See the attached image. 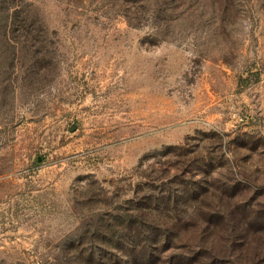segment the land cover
Returning a JSON list of instances; mask_svg holds the SVG:
<instances>
[{"label": "rangeland", "instance_id": "rangeland-1", "mask_svg": "<svg viewBox=\"0 0 264 264\" xmlns=\"http://www.w3.org/2000/svg\"><path fill=\"white\" fill-rule=\"evenodd\" d=\"M21 1L42 29L0 10V264H82L105 200L123 215L153 169L192 177L196 157L264 215V0ZM192 220L189 244L264 264V228L239 246Z\"/></svg>", "mask_w": 264, "mask_h": 264}, {"label": "trees", "instance_id": "trees-1", "mask_svg": "<svg viewBox=\"0 0 264 264\" xmlns=\"http://www.w3.org/2000/svg\"><path fill=\"white\" fill-rule=\"evenodd\" d=\"M0 10L5 13L9 31L24 37L31 34L30 38L34 37L35 44L38 43L42 28L27 3L0 0ZM173 148L178 147L168 149ZM219 167L212 159L203 162L196 157L183 163V172L193 174L192 177L173 174L163 178L162 170L153 169L156 176L135 185L133 198L122 210L123 215L111 214V205L105 200L103 207L109 210L103 214L106 217L92 230L84 231L100 243L89 240L85 245L87 241L82 234L74 246L82 264H224L225 254L221 251L214 255L213 246H207L203 238L194 244L196 249L184 238L189 228L196 225L193 217L198 216L207 229L218 225L231 234L238 228L236 236L227 234L224 238H232V243L241 246L260 230L257 227L264 228V215L260 207L237 195L240 182L218 181L208 176ZM199 174L203 176L193 178ZM169 249L174 253L161 260L159 254Z\"/></svg>", "mask_w": 264, "mask_h": 264}]
</instances>
